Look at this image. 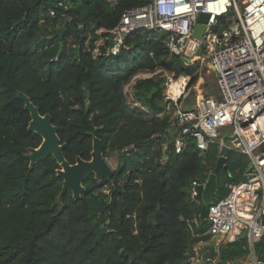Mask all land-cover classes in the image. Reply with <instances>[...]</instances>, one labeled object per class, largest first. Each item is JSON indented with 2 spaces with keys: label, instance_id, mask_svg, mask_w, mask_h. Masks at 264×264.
I'll use <instances>...</instances> for the list:
<instances>
[{
  "label": "trees",
  "instance_id": "1",
  "mask_svg": "<svg viewBox=\"0 0 264 264\" xmlns=\"http://www.w3.org/2000/svg\"><path fill=\"white\" fill-rule=\"evenodd\" d=\"M144 2L0 0V264H187L194 245L212 241L191 192L215 171L219 146L203 154L189 137L174 152L166 81L155 74L195 83L199 62L188 64L171 52L166 33L148 29L128 35L117 56L95 54L100 41L112 45L110 31L123 14ZM140 73L154 75L135 80L130 101L126 88ZM21 95L52 116L71 164L91 160L93 141L101 139L105 157L116 156L114 177L92 174L79 200L70 191L61 196L57 160L31 166L27 159L43 139L29 131ZM130 145L136 151L120 153ZM250 165L247 155L230 151L214 202L227 196L226 184L244 181ZM256 252L264 260V238ZM248 255L246 238L222 244L218 264Z\"/></svg>",
  "mask_w": 264,
  "mask_h": 264
},
{
  "label": "built area",
  "instance_id": "2",
  "mask_svg": "<svg viewBox=\"0 0 264 264\" xmlns=\"http://www.w3.org/2000/svg\"><path fill=\"white\" fill-rule=\"evenodd\" d=\"M201 14L210 19L198 40L193 34ZM137 29L166 33L171 52L185 62L207 50L219 97L204 95L187 76L166 77V115L177 128L172 148L180 154L192 137L203 154L217 144L220 151L227 146L250 158L253 167L244 181L226 184L227 196L209 207L207 234L218 247L246 238L249 262L242 264H264L256 252L264 238V0H145L127 10L110 31L113 43L107 53L119 55L125 38ZM99 46H104L103 41ZM99 53L98 47L95 54ZM193 91L198 94L195 107L190 108L186 101ZM134 151L135 145H130L120 153ZM200 185L192 183L193 199ZM202 251L196 250L189 264L199 263Z\"/></svg>",
  "mask_w": 264,
  "mask_h": 264
},
{
  "label": "water",
  "instance_id": "3",
  "mask_svg": "<svg viewBox=\"0 0 264 264\" xmlns=\"http://www.w3.org/2000/svg\"><path fill=\"white\" fill-rule=\"evenodd\" d=\"M210 15L201 14L198 18V24L194 30V38L201 40L207 24L209 22ZM218 27H215L217 30ZM66 33V29L59 33L60 44L58 50V56H60L64 49L63 37ZM51 38V37H50ZM101 55L107 54V49L104 46H99ZM186 62H190V59L185 58ZM211 69L212 66L210 65ZM22 100L25 103V109L31 114V122L29 125V131L39 134L43 142L38 148H32L29 150L27 159L30 161V165L34 166L36 163L43 162L53 156L60 166L58 170V176L63 179V187L61 196L70 191L73 194L75 200H79L85 190L83 184L87 177L94 175L98 181L105 179H112L116 173V169L105 157V148L103 141L99 138H95L93 141V151L91 153V160L86 161L82 158H77L76 163L71 164L65 157L66 144L62 143L58 136V128L53 123V118L50 114L41 115L39 109L33 105L30 99L21 95ZM231 149L227 146L223 147L220 151L219 160L217 162L215 171L209 176V179L197 188V199L201 202V219L206 220L209 207L214 203V198L218 193L219 185L217 181V172L221 169H227L226 160ZM252 165L248 170L252 169ZM104 220V218L101 216ZM218 243L217 240H212L208 244V251L203 252L200 255L199 264H205L218 260ZM221 263V261L219 260ZM226 264L225 262H222Z\"/></svg>",
  "mask_w": 264,
  "mask_h": 264
},
{
  "label": "rangeland",
  "instance_id": "4",
  "mask_svg": "<svg viewBox=\"0 0 264 264\" xmlns=\"http://www.w3.org/2000/svg\"><path fill=\"white\" fill-rule=\"evenodd\" d=\"M195 62L196 63L199 62V64H200L199 67H198V70H197L198 80L195 83H191L192 82V78L189 77L190 84L195 86L196 88H198L199 91H201L204 95H209V96L217 95L218 94L217 77H216V74L213 73V71H212V69H211V67L209 65V54H208L207 50H201L188 63L189 64H193ZM140 74L141 75H143V74L145 75L146 73H140ZM156 75H157L156 76L157 80L162 78V79H165V81H166V77L167 76L178 77L174 73H169V72L164 71V70L157 71ZM134 82H135V79H133V81L131 82L130 86H128L126 88V92L128 93V98H129L130 101L133 100V95H132V90L131 89L133 87ZM165 89H167V88H165ZM197 94L198 93H195V91H193V93L187 99L186 105H188L190 108L195 106L196 99H197ZM214 97H216V96H214ZM107 159L112 164L113 168L117 169L118 164H117L116 156L113 155L112 157L107 158ZM195 249H196V245H194V247H193V250L191 252V254H192L191 256H194L196 254ZM193 252H194V254H193ZM246 261L249 262L248 258H246L245 260H242V261H238L236 263H232V264H242V263H244Z\"/></svg>",
  "mask_w": 264,
  "mask_h": 264
},
{
  "label": "crops",
  "instance_id": "5",
  "mask_svg": "<svg viewBox=\"0 0 264 264\" xmlns=\"http://www.w3.org/2000/svg\"><path fill=\"white\" fill-rule=\"evenodd\" d=\"M101 32L99 31L98 32V34H100ZM143 76V77H142ZM144 78V74L143 75H141V74H138L137 76H135L134 77V79L136 80V79H141V78ZM132 92H133V87H132ZM212 95V94H211ZM212 96H216V97H219V94H217V95H212ZM195 107V106H194ZM196 200L198 201V204H200L201 202L196 198ZM196 250H197V252H198V250L200 251V250H203L202 252H207L208 251V245H203V246H201L199 243H198V245H196V249H195V252H196ZM194 256H196V254L194 255ZM191 257L192 256H190L189 258H188V260H187V264H189L190 263V259H191ZM219 258H218V260H216V261H212V262H207V263H205V264H218V263H220L219 262ZM199 264V263H198ZM226 264H230V263H226Z\"/></svg>",
  "mask_w": 264,
  "mask_h": 264
}]
</instances>
